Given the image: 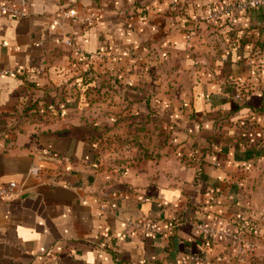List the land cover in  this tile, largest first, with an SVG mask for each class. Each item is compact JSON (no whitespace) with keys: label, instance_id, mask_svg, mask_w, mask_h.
<instances>
[{"label":"crops","instance_id":"crops-1","mask_svg":"<svg viewBox=\"0 0 264 264\" xmlns=\"http://www.w3.org/2000/svg\"><path fill=\"white\" fill-rule=\"evenodd\" d=\"M227 1L28 0L25 16L0 14V183H18L0 199V264H264V12L208 19ZM88 62L124 88L59 110L54 88ZM124 131L140 142L112 137Z\"/></svg>","mask_w":264,"mask_h":264},{"label":"built area","instance_id":"built-area-1","mask_svg":"<svg viewBox=\"0 0 264 264\" xmlns=\"http://www.w3.org/2000/svg\"><path fill=\"white\" fill-rule=\"evenodd\" d=\"M28 0H19L18 2H11L0 0V14H5L9 16L15 17H23L27 14L26 5ZM264 8V0H228L225 5L219 6L208 14V19L210 20H224L226 22H235L242 13L250 12L256 8ZM70 17L73 18L74 22H77L78 16L76 12L71 11L68 13ZM86 21V20H84ZM190 38V35H188ZM65 44L71 45L72 40L66 39L63 41ZM96 57L100 59H104L106 56L108 57L107 52L99 51L96 54ZM65 162L71 163V158L65 156ZM44 173V169L42 166L38 164H33L30 167V174L33 176H40ZM18 188V183L16 181H9L7 183H0V199H8L12 198ZM128 227H132L133 229L140 230L146 234L155 235L160 231L153 226L147 225L143 220H128ZM246 224L241 222L240 224V233L239 235L235 234L234 239L238 240L240 243V253L246 254L249 249L253 248L252 242H245L241 238L243 231H245ZM197 229L205 233H213V234H227L228 236H232L233 233L230 231H219L216 228L198 225ZM233 237V236H232ZM248 249V250H247ZM180 262L182 264H201L203 263V258L199 254H188L183 257H179Z\"/></svg>","mask_w":264,"mask_h":264},{"label":"trees","instance_id":"trees-1","mask_svg":"<svg viewBox=\"0 0 264 264\" xmlns=\"http://www.w3.org/2000/svg\"><path fill=\"white\" fill-rule=\"evenodd\" d=\"M264 12V8H256L249 12L250 16H256ZM107 52V51H102ZM90 68H81V71L72 77L67 83L54 88L55 96L51 102L58 109H69L74 106H80V101L83 96L88 97L92 91H100L102 87H108L114 92L122 90L124 84L121 83V77L115 74H110V70L99 72L92 67V63L88 62ZM103 65V64H100ZM109 75L108 82L100 81L99 78L103 75Z\"/></svg>","mask_w":264,"mask_h":264},{"label":"rangeland","instance_id":"rangeland-1","mask_svg":"<svg viewBox=\"0 0 264 264\" xmlns=\"http://www.w3.org/2000/svg\"><path fill=\"white\" fill-rule=\"evenodd\" d=\"M140 62H141V60H140ZM143 71V72H142ZM144 71H146V72H150L151 70H148V69H146L145 67H144V65L142 64V66L140 67H138L137 68V76H138V78H140L142 75H144ZM140 72H142V74H139ZM98 94H97V96L100 98V99H103L104 97H107L106 96V94L107 93H109V89H107V87H106V89H104V87H102L101 89H100V91L99 92H97ZM138 122H139V120L138 121H136L135 122V124H138ZM140 123V122H139ZM149 123H150V125H154V126H156V125H158V120L157 119H150L149 118ZM125 124H127L126 123V120H125ZM129 124H134V123H130L129 122ZM112 137H115L116 138V140L118 141V142H120V143H124V142H126V141H129L130 142V140L131 141H135V142H137V143H139L140 141V139H141V133H137V132H135V133H129V132H126V131H124V132H120V133H117V134H115V135H112ZM250 251H251V249H249L248 251H247V253L249 254L250 253ZM253 264V263H252Z\"/></svg>","mask_w":264,"mask_h":264},{"label":"water","instance_id":"water-1","mask_svg":"<svg viewBox=\"0 0 264 264\" xmlns=\"http://www.w3.org/2000/svg\"><path fill=\"white\" fill-rule=\"evenodd\" d=\"M84 186L90 188L95 180V175L92 173H83Z\"/></svg>","mask_w":264,"mask_h":264}]
</instances>
